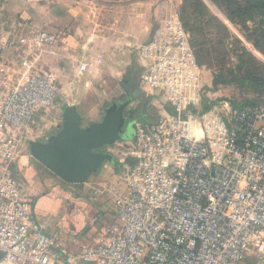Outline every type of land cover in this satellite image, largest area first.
<instances>
[{
	"label": "built area",
	"instance_id": "2783aa9c",
	"mask_svg": "<svg viewBox=\"0 0 264 264\" xmlns=\"http://www.w3.org/2000/svg\"><path fill=\"white\" fill-rule=\"evenodd\" d=\"M2 47L17 61H0V264H264V97L236 113L198 110L203 68L178 8L133 47L140 91L173 113L137 122L132 142L113 145L123 188L103 193L109 222L74 249L47 234L14 173L59 95L41 64L57 36L42 29ZM100 62L82 59L73 74Z\"/></svg>",
	"mask_w": 264,
	"mask_h": 264
},
{
	"label": "crops",
	"instance_id": "0c3cea01",
	"mask_svg": "<svg viewBox=\"0 0 264 264\" xmlns=\"http://www.w3.org/2000/svg\"><path fill=\"white\" fill-rule=\"evenodd\" d=\"M204 2L210 16L226 25L228 40L235 37L240 45L255 56L257 54L263 63L264 57L261 54H264V48L255 50L252 42L245 39L238 26L231 24L224 15H219L220 10L209 0ZM182 3L183 0H0V21L6 23L3 25V30H6L0 32V61H17L15 51L5 53L2 47L13 42L11 31L18 29L19 32L24 30L25 34H30L44 29L56 34L57 49L52 54H44L41 64L55 74L57 85L63 84L61 96L76 95L72 102L67 101L64 106H76L85 127L99 122L102 118L99 110L100 96L115 94V85L123 75L130 80L128 76L133 71L131 65L135 61L134 45L149 40L159 22L177 8L179 10ZM263 21L264 18L256 17L254 21L247 22L249 33L251 30L264 29V25H261ZM85 58L100 59L101 62L91 63L85 73L75 77L71 70ZM202 68L204 72L213 71L207 65H202ZM211 76L206 78L207 84H212ZM96 86L101 89L100 92ZM59 124L54 125L47 138L56 131ZM28 157L22 155L15 171L27 187L36 218L45 224L47 234H58L61 246L69 249H74L78 241H84L86 237L85 241L91 239L96 231L89 233V236H83L84 229L94 214L90 206L84 208V220L73 227L77 232L76 236L57 231V221H64L70 215L69 208L63 206V202H57L60 181L46 169L38 173L35 167L39 163L32 158L29 160ZM100 178V191L123 188L122 183L112 178L107 171ZM106 198L108 197H103L104 200Z\"/></svg>",
	"mask_w": 264,
	"mask_h": 264
},
{
	"label": "trees",
	"instance_id": "16d2710c",
	"mask_svg": "<svg viewBox=\"0 0 264 264\" xmlns=\"http://www.w3.org/2000/svg\"><path fill=\"white\" fill-rule=\"evenodd\" d=\"M215 7L225 14L227 20L240 28L245 39L252 42L255 50L264 48V29L251 30L246 28V24L249 21H254L256 17L264 18V0H209ZM180 20L183 27L190 35V45L194 52L197 62L202 65L210 64L212 70L213 66L222 65L225 66V62L228 53L232 51L237 63L234 69L226 71L220 67L218 73L212 79V86L217 88L222 85L236 84L240 88L248 89L255 93L257 96L262 95L264 97V63L258 60L253 53H251L246 47L240 45L238 40H234L237 47L225 49L224 44L229 39V32L223 22L219 21L216 17L210 16V11L205 4L204 0H183L182 5L178 10ZM217 25L219 31L222 34L217 40L211 37V27ZM264 25V21L261 23ZM247 33V35H245ZM224 47V58H220V52L218 48ZM264 56V54H261ZM214 56H217V58ZM215 65V66H216ZM224 68V67H223ZM222 70V71H221ZM221 72H226L230 78L225 77ZM134 71L129 73L128 78L131 80L134 76ZM145 97V98H144ZM133 101H138L139 105L136 108V112L133 118L129 122H140L147 126L155 125L159 120V113L153 107L152 100L160 103L161 106L165 105L169 109V114L173 113L172 108L163 100L162 97H147L142 92L132 96ZM147 98V99H146ZM260 99L245 101L240 105H237L232 110L236 113L240 108L259 103ZM165 107V106H164ZM210 110V106H204L201 112H207ZM130 124V123H129ZM128 124V125H129ZM127 127H125L126 130ZM39 164L35 167L38 173L43 170ZM57 178V177H56ZM58 179V178H57ZM60 186L57 187L59 195L57 202H63V206L69 208L70 215L64 221L59 219L56 224L57 231L64 232L66 235L76 236L77 232L74 230V225H79L82 221L81 215L84 208L87 206L88 195L81 190L83 184H67L60 179ZM89 198V197H88ZM33 215H35L34 205L32 206ZM74 231V232H73ZM56 234V233H53ZM52 234V235H53ZM50 235V234H48Z\"/></svg>",
	"mask_w": 264,
	"mask_h": 264
},
{
	"label": "rangeland",
	"instance_id": "374dc122",
	"mask_svg": "<svg viewBox=\"0 0 264 264\" xmlns=\"http://www.w3.org/2000/svg\"><path fill=\"white\" fill-rule=\"evenodd\" d=\"M219 15L225 16V14L222 11H220ZM4 24H6V23L0 21V32L6 30V29L3 30ZM226 24L229 25L228 22H226ZM237 28H239V27H237ZM14 29H15V27L12 30H14ZM210 30L213 33L212 36H214V40H217L221 37L222 34L221 35L218 34L221 32L219 31L217 25L211 27ZM25 33L26 32L24 30H20V32H19L18 29H16L15 31H11V33H10L11 41H15V39L18 35L25 34ZM234 40H236L235 37H233V39L226 41L224 44V47L227 48L230 45V48L231 47L236 48L237 44L234 42ZM224 47L218 48V50L220 52V55H219L220 58H224V56H223L224 53H222ZM8 52H9V50H5V53H8ZM256 56H257V54H256ZM215 57L217 58V56H214V58ZM257 57L256 58L258 60H261V59H259V56H257ZM223 61L225 62V66L215 64L216 66L215 65L213 66V68H214L213 71H210V70L207 72L203 71L202 79H203L204 88H203V92H202V101L198 106L199 111H202L203 107L206 105V106H210V110H214V112L219 113L220 115H223L227 111L226 106H228L229 109L232 111L235 106L240 105L241 103H243L245 101H252V100H257V99L262 98L261 97L262 95L257 96L255 93L251 92L250 90L240 88L236 84L222 85V86H219L217 88H214L210 82H209V84H207L206 78L208 79L212 75L211 77L213 79V77H215V75L218 73V69H220V67H222V69H224L226 71H229L231 69H234V66L237 63L236 59L234 58V53L232 51H230L228 53L226 59H224ZM208 65L211 66L210 64H208ZM131 68L135 73L133 75L134 77L131 79V82H132V84L137 86L138 81H139L140 68L136 64L135 61L132 63ZM206 68H208V67H206ZM73 69L71 70L72 72H73ZM221 73L225 77L230 78V76H228L226 72H221ZM124 79L125 80L127 79L125 77V75H123V77L117 81V83L115 85V90H117V92L115 94L108 95V96H102L100 94L101 96H100V101H99V110L102 113V115H103L104 108H106L112 101L122 97L127 86L131 85V82L129 85H128V83H124L123 82ZM62 85L63 84H59V83L57 85L59 95L57 96V98L55 100L53 108L50 110L49 113H47L46 115L41 117L40 122L38 121L36 123L37 126H39L38 128L43 130V135L39 139L40 141L45 140L46 136H48L50 131L53 130V127H55L54 125L56 123H61L60 120H61V113L63 110V106L67 103V101L72 102V99L74 97H76V95H69V94H68V96H65V97L61 96L62 94L60 93V91L63 89ZM96 88L99 90V92L101 91V89L98 86H96ZM138 105H139L138 101L134 100L127 107L125 127L127 126V124H129V123L130 124L126 128V140L129 139L128 142H126V144L133 141L135 125L137 122L136 121L135 122H129V121L131 120V118L134 117L135 112H136V108L138 107ZM152 105L158 111L159 115H161L162 111L169 112V109L167 108L165 103L163 106H161L160 103H158L155 100H152ZM34 137H35L34 135H29L28 139L30 141H34V139H35ZM120 148H121V146H113V147L111 146V147H107V148L103 149V151L104 152L106 151L107 153H109L115 149H120ZM28 156H29L28 159L30 160L31 156H30L29 152H28ZM116 161L117 160L115 159L114 165H111L110 163H107V162L103 163L101 168L96 172V174L86 184H83V186H81V188H80L81 190H83V192L85 194L88 195L89 198L87 197L86 203H87V206H90L93 208V213H94L91 216V222L89 224H87L86 228L84 229L83 236H86V235L89 236V233L92 234L93 231L94 232L98 231L99 229H101L102 226L106 225L110 220V217H111L110 213H111V207H113V201L109 197L106 198V200H104L103 197H107L104 195L105 192L101 191V194L97 195V192L95 190L97 189L98 191H100V189L98 188V184L99 183L101 184V181H102L101 180L102 178H100V177L105 176L106 171L109 172L110 176L112 178H114L116 181H117V179L119 180V176H120V173L123 169V166L120 165L119 163H117ZM104 167H106V168H104ZM41 169L45 170V168H43V167H41ZM14 173H15V177L21 181L20 177L16 174V171ZM93 189H95V190H93ZM97 196H99V197H97ZM81 218H82V220H84L83 213L81 215ZM91 230H92V232H91ZM86 238L84 239V241H78L77 244L84 243L85 240H87Z\"/></svg>",
	"mask_w": 264,
	"mask_h": 264
},
{
	"label": "water",
	"instance_id": "95a60500",
	"mask_svg": "<svg viewBox=\"0 0 264 264\" xmlns=\"http://www.w3.org/2000/svg\"><path fill=\"white\" fill-rule=\"evenodd\" d=\"M132 99L118 105L111 102L104 108L99 122L83 127L76 106H64L61 123L44 142L29 141L28 151L33 160L67 184H86L114 156L103 149L126 143V108Z\"/></svg>",
	"mask_w": 264,
	"mask_h": 264
},
{
	"label": "flooded vegetation",
	"instance_id": "af4514ba",
	"mask_svg": "<svg viewBox=\"0 0 264 264\" xmlns=\"http://www.w3.org/2000/svg\"><path fill=\"white\" fill-rule=\"evenodd\" d=\"M124 83H128V85L130 84L131 80H128V79H124L123 80ZM140 88H139V81H138V85L135 86L134 84H132L131 82V85L127 86L126 90L124 91V94L122 95V97L114 100L113 102H116L118 105L124 103V102H127L128 100L132 99V96L137 94V93H140ZM133 100V99H132ZM110 105V104H109ZM108 105V106H109ZM126 111H127V108H126ZM128 126V124H127ZM126 126V127H127ZM106 152V151H105Z\"/></svg>",
	"mask_w": 264,
	"mask_h": 264
}]
</instances>
